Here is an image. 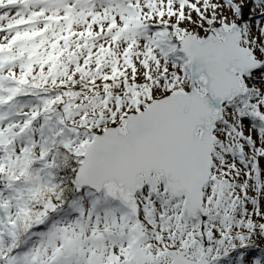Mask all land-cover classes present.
Wrapping results in <instances>:
<instances>
[{"label":"snow or ice","instance_id":"snow-or-ice-1","mask_svg":"<svg viewBox=\"0 0 264 264\" xmlns=\"http://www.w3.org/2000/svg\"><path fill=\"white\" fill-rule=\"evenodd\" d=\"M0 264H264V0H0Z\"/></svg>","mask_w":264,"mask_h":264}]
</instances>
